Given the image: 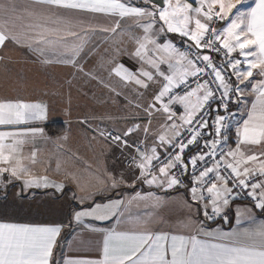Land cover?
<instances>
[{"label":"snow or ice","instance_id":"6c2138e0","mask_svg":"<svg viewBox=\"0 0 264 264\" xmlns=\"http://www.w3.org/2000/svg\"><path fill=\"white\" fill-rule=\"evenodd\" d=\"M240 3L241 0H142V6H136L132 0H32V7L21 12L12 0H0V47L6 41L22 44L42 57L44 63H52L53 59H49L52 57L83 71L79 57L95 33L129 36L136 45L134 56L140 61V67L132 71L117 63L111 67L110 75L118 77L125 87L148 89L150 83L157 86L147 107L136 105L143 107L148 125L134 124L115 136L99 132L100 136L107 135L114 143L135 152L128 159L139 170V175L129 187H135L137 182L164 189L182 186L173 170L187 172L185 149L196 144L209 127L204 118L205 107L210 106L219 92L222 107L227 112L231 95L239 101L250 87L254 100L246 110L247 118L238 122L235 149H225L227 137H221V132L227 117L216 115L212 124L214 133L209 134L215 138L204 140L207 151L189 160L193 169L191 200L200 206L207 220L221 216L228 222V216L221 214L238 195L233 193L234 188L249 190L247 194L255 208L264 210V151L249 153L242 147L264 148V0H256L248 11H239ZM233 9H237L236 13ZM68 12L100 14L113 18L114 23L110 27L95 26L67 15ZM125 21L132 24L122 27ZM218 22H224V26L217 28ZM134 28L141 29L142 35L135 34ZM162 33L187 38L189 48L196 54L181 51L170 40L160 43ZM203 50L222 52L225 60L218 66L210 55L202 54ZM233 53L240 58L233 57ZM162 65H166V70ZM226 69L231 70L227 79ZM231 76L235 77L233 83L228 82ZM110 91L122 94L115 88ZM174 104L183 106L182 115L177 116L172 110ZM156 112L166 117L161 131L153 137L163 146V156L156 144L149 148L144 141L128 142L130 136L141 130L147 139L151 117ZM46 118L47 106L43 103L0 99V180L7 176L9 180L23 181L25 187H48L50 183L58 189L64 187L63 183L50 181L47 175H37L30 170L25 161L36 164L37 151H32L28 157L22 152L25 143L44 135L43 128L26 125ZM180 128L189 133L186 142ZM198 161L204 166L196 175ZM221 169L227 175L221 174ZM67 175L78 182L75 174ZM123 184H127L123 174L107 173L106 180L99 181L96 191L115 189ZM78 186L83 193L81 203L91 200L94 193L79 183ZM134 203L154 210L162 201L152 192H137L127 205ZM124 206L123 200L96 203L94 207L89 205L76 211L74 219L78 222L84 217L106 220L117 214L123 217ZM155 219L151 213H146L143 217L130 218L127 222L131 227L126 230L93 229L103 234L100 255L68 259L65 264H264V221L257 222L251 209L237 211V227L230 232L208 231L203 222L191 216L177 223L175 231L158 230L152 227ZM245 220L249 222L247 227L242 226ZM61 231L59 225L0 222V264H55L54 250Z\"/></svg>","mask_w":264,"mask_h":264},{"label":"crops","instance_id":"0c3cea01","mask_svg":"<svg viewBox=\"0 0 264 264\" xmlns=\"http://www.w3.org/2000/svg\"><path fill=\"white\" fill-rule=\"evenodd\" d=\"M12 2L21 12L32 7V0H12ZM132 3L142 6V0H132ZM244 3L247 5L242 8V11H248L255 6L256 0H242L241 4ZM66 14L100 27H110L114 23L113 18L100 14L89 15L80 12ZM223 26L224 22H221L219 28ZM164 34L168 36H161V34L160 43H164L169 34L175 33ZM140 35H142V31ZM114 36L97 32L91 37L79 57L83 71H79L71 64L57 62L52 57H49V59H53L52 63H44L42 57L22 44L6 41L5 45L0 47V99H23L27 102L43 103L47 106L45 120L30 121L26 125L43 128L44 135L25 143L22 148L23 155L28 157L32 151H37V163L32 165L28 161L25 162L29 164L30 170L34 174L47 175L50 181L64 185L62 189H58L51 183L48 187H25L23 181L9 180L5 176L0 180V222L62 226V231L57 239V248L54 250V261L55 264H65L68 259L97 258L100 255L103 234L100 231H93V229L126 230L131 227V224L127 222L130 218L143 217L146 213H151L156 218L152 224L153 229L166 231H175L174 226L177 223L191 216L193 220L203 222L208 231L230 232L237 227V211L244 212L246 209H251V214L257 222L264 221V210L237 202L240 205L235 209L233 208L235 203L223 208V212L228 216V222H219L223 223V226L216 227L218 223L211 224L205 221L203 211L200 210L198 204L191 200V194L187 190L177 187L172 189L157 188L147 184L142 185L139 182L135 187H129L134 177L139 175V170L127 168L121 162L123 152L117 151L116 146L106 140L108 139L107 135L102 137L99 132L101 130L105 133L113 131L119 134L112 127L118 121L116 117L123 116L125 119L129 117L128 114L131 113L130 107L133 103L135 106L139 104L143 107H147L149 103L147 96L144 100L138 96L136 101L132 102L131 94L135 86L125 87L118 77L114 74L110 75L111 67L117 63L123 64L132 71H137L140 67V61L133 52L135 45L131 46L130 50L128 47L120 53L114 51V46L129 39V36L127 34L119 35L111 45L110 39ZM176 40L190 43L187 38L177 37L173 43ZM202 54L207 53L202 52ZM145 67L147 70H152L148 66ZM252 82L254 83L255 80ZM149 87L155 88L156 85L150 83ZM241 87L244 86L241 85ZM110 88H115L122 94L116 95L110 91ZM154 91L156 92L157 88ZM140 92L147 93L148 89H141ZM253 100L254 94L251 93L249 87L245 90L244 98L237 105V110L240 112V105L243 102L246 103L244 112L241 111L244 114V119L247 118L245 113ZM143 107H138L142 114L140 117L146 119L148 117L143 111ZM174 108H178L181 115L183 114L182 105L174 104L172 105L173 111ZM84 118L92 119V124L85 125L82 121ZM153 118L161 119L163 124L166 119L165 115L159 112L154 113ZM176 122L179 123L178 120ZM52 123H63L65 131L55 135L50 133L46 125ZM236 128L230 135L235 134ZM179 130L181 131L182 128ZM139 134L134 133L128 138V142L131 144V141H138L137 144H139L144 141L149 148L156 144L157 151L164 152L163 146H160L158 141L149 142L150 139L145 138L144 132H139ZM169 134H172L170 130ZM120 149H127L135 154L131 148H125L121 144ZM57 163L60 165L59 171H57ZM68 173L75 174L78 177V182L73 181L67 175ZM107 173L116 176L123 174L127 184L97 192L99 181L106 180ZM78 183L94 193L91 200L81 203L80 197L83 193L80 191ZM137 192L141 194L152 192L161 198L162 203L154 210L143 204L140 206L135 203L131 206L127 205V201ZM111 200L125 201V206L121 209L124 212L123 217L119 214L106 220L84 217L80 222L74 219L76 211L84 210L89 205L94 207L96 203L107 204ZM229 206H231L230 210ZM118 221L121 223L118 224ZM242 226H249V222L243 221Z\"/></svg>","mask_w":264,"mask_h":264},{"label":"built area","instance_id":"2783aa9c","mask_svg":"<svg viewBox=\"0 0 264 264\" xmlns=\"http://www.w3.org/2000/svg\"><path fill=\"white\" fill-rule=\"evenodd\" d=\"M216 27H218V23H216L215 25ZM174 44L177 46V48H179L181 51H189L190 55H194L195 50L194 49H190L189 48V43H186L184 41H175ZM204 53H207L208 55H210L213 59V62L216 63L218 66L220 65L221 61L225 60V57L223 55V53H215L212 51H208V50H203ZM233 57L236 58V56L234 55V53L232 54ZM201 66H203L201 64ZM230 69H226V79L228 78V74H230ZM207 79H211V77H205ZM235 80L234 76H231V79L228 80L229 83H233ZM191 81V78H190ZM213 91H216V86L215 84H213ZM216 96L217 98L210 101V106H206L205 110H204V118L208 120L209 122V127L205 130V134L202 136V138L198 139V142L196 144L193 145H189V147L187 149H185L184 152V163L189 164L188 170L186 173H181L179 169H174V173L177 175V177L180 179L181 185L182 186H176L177 188H182L184 190L189 191V189L193 186V169L189 163L190 157L195 156L201 152L207 151V149H205L204 147V140H211L214 139V135H209L210 133H214V128L212 126L213 121L215 119L216 115H224L226 116V120L224 121V125H225V129L222 130L221 132V137L226 136L227 139L229 138L230 133L237 127V123L239 122V120L241 119V114L240 112L237 110V105L239 103V101L237 100V97L235 95H231V98L228 101V111L225 112L223 107H222V102L219 99L220 93L216 92ZM174 112H176L177 116L181 115V112L179 111L178 108H174ZM107 133H111L112 136L118 135L113 131H109ZM106 133V134H107ZM181 133L183 134V136L185 137V142L188 138H190L189 133L185 130V128H182ZM108 138V136H107ZM110 139V138H108ZM225 149H227L225 147ZM163 153H160L161 156H163ZM208 163L210 164L211 161H208ZM125 165L129 168L131 167H135L133 164L130 163L129 159L126 160ZM203 162L198 161L197 162V166H196V171L195 174L198 175L199 171L201 170V168L203 167ZM221 174L227 175V172H224L223 169H221ZM254 182V181H253ZM231 187V183L229 185ZM248 191L247 189H233V193H238V195L235 196V199H231L230 200V205L234 204V203H245V204H249L254 206V202L252 200V198L250 196H248ZM190 192V191H189ZM206 203L208 201H205ZM209 214L211 215V210L209 208ZM226 213L222 212L221 215H224ZM227 215V214H226ZM205 221L207 223H217V222H222L224 221L221 216H216L214 219L212 220H207L204 217Z\"/></svg>","mask_w":264,"mask_h":264},{"label":"rangeland","instance_id":"374dc122","mask_svg":"<svg viewBox=\"0 0 264 264\" xmlns=\"http://www.w3.org/2000/svg\"><path fill=\"white\" fill-rule=\"evenodd\" d=\"M135 1H140V0H135ZM242 1V0H241ZM189 2H193V0H189ZM247 4L246 3H244L243 5L240 3V4H238L237 5V9H239V11H242V8H245V6H246ZM195 6V5H194ZM237 9H233V13H236V11H237ZM132 24V21H125V22H122V26L124 27H128L129 25H131ZM220 24H221V22H218V27L217 28H219V26H220ZM133 31L135 32V34H137V35H140L141 34V29H133ZM165 35V37L166 36H168V35H166V34H164V33H162V35L161 36H164ZM118 37H119V35H115L113 38H111L110 39V44L111 45H113V43L118 39ZM177 37H180V36H178V35H176V34H169V37H167V39L165 40V42L166 41H174ZM165 39V38H164ZM176 41H179V40H176ZM182 41V40H181ZM117 46H114V51H116V53H120V52H122L123 50H125V49H128V47H129V50H130V47L131 46H133L134 47V42L132 41V40H130V39H125L123 42H120V43H117L116 44ZM136 46V45H135ZM100 52H101V50H100ZM134 52V51H133ZM234 55L236 56V58H239L238 56H237V54H235L234 53ZM162 67V69L163 70H166V65H162L161 66ZM138 70V69H137ZM157 88V86L155 87V88H153V87H149L148 88V92L147 93H144V92H140V90L141 89H138V88H135V87H133V92H132V94H131V98H132V102H134V101H136V99L138 98V96L139 97H142L143 98V100L146 98V96H147V99H148V103H151L152 102V98H153V96H154V94L156 93L155 91H154V89H156ZM136 91V92H135ZM138 93H142V95H138ZM245 107H246V103H242L241 105H240V110L242 111V112H244V109H245ZM126 108H129V107H126ZM131 108V113L130 114H128L129 115V117H127L126 119L122 116V117H116V119L118 120L117 122H115L114 124H113V128H115L118 132H119V134H122L128 127H131V126H133L134 124H140L142 127L143 126H145V125H148V118H142V117H140L142 114H140V108H138V107H136L135 106V103H133L132 104V106L130 107ZM240 111V114H241V119L239 120V123H242V121L244 120V114H242V112ZM153 116H154V113H153V115H152V117L151 118H153ZM161 119H156V118H153V119H151V125H150V128H149V133H148V137L147 138H149L150 140H148L149 142H151L152 140H154L153 139V137L159 132V130H161V125H163V123H162V121H160ZM82 121H83V123L85 124V125H91L92 123L91 122H93V120L92 119H82ZM237 125H238V123H237ZM105 132V131H104ZM139 132H143L142 130L141 131H138V132H136L138 135H140L139 134ZM143 134V133H142ZM106 139V138H105ZM108 142H110L111 144H113L114 146H116L115 148L117 149V151H122L123 152V156L121 157V162L125 165V163H126V160H128V157L129 156H134L135 154L133 153V152H131V151H128L127 149L125 150H122V149H120V144H118V143H114L113 141H111V140H108V139H106ZM138 142V141H137ZM136 142V143H137ZM154 142V141H153ZM152 142V143H153ZM133 143V141H131V144ZM236 143H237V135H236V131H235V134L233 135V136H231V138L230 139H227V143H226V145H225V147L226 148H228V147H230V148H233V149H235V147H236ZM130 144V143H129ZM243 147V150L245 151V152H260V151H264V148H261V147H259V146H242ZM126 166V165H125ZM127 167V166H126ZM127 168H129V167H127ZM136 167H131L130 169H135ZM240 204H238V203H235L234 204V209H235V207H237V206H239ZM247 206V205H246ZM251 206V205H250ZM229 210L231 209V206H229V208H228ZM208 226H210V225H208ZM217 226H223V223H218L217 225H216V227Z\"/></svg>","mask_w":264,"mask_h":264},{"label":"trees","instance_id":"16d2710c","mask_svg":"<svg viewBox=\"0 0 264 264\" xmlns=\"http://www.w3.org/2000/svg\"><path fill=\"white\" fill-rule=\"evenodd\" d=\"M46 128L48 129V131L52 134H60L62 132L65 131V126L63 123H52V124H47ZM234 135V134H233ZM232 134L230 136H233ZM231 138V137H230ZM229 138V139H230ZM223 222V221H222ZM216 223V222H215ZM215 223H211V224H215ZM219 223V222H217Z\"/></svg>","mask_w":264,"mask_h":264}]
</instances>
